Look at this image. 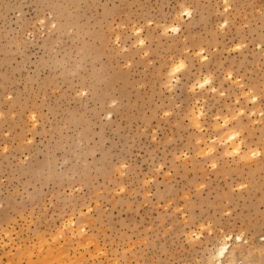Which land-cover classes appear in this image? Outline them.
I'll return each mask as SVG.
<instances>
[{
    "label": "rangeland",
    "instance_id": "1",
    "mask_svg": "<svg viewBox=\"0 0 264 264\" xmlns=\"http://www.w3.org/2000/svg\"><path fill=\"white\" fill-rule=\"evenodd\" d=\"M263 239L264 0H0V264Z\"/></svg>",
    "mask_w": 264,
    "mask_h": 264
},
{
    "label": "bare ground",
    "instance_id": "2",
    "mask_svg": "<svg viewBox=\"0 0 264 264\" xmlns=\"http://www.w3.org/2000/svg\"><path fill=\"white\" fill-rule=\"evenodd\" d=\"M188 14V13H187ZM172 30L173 31H177L178 30V27L177 26H174V27H172ZM174 69H178V66H175V67H172L171 68V71L173 72L174 71ZM201 116V111H198L196 114H194L193 115V121H194V124L195 125H198V123H199V117ZM234 150L236 151V152H239L240 151V147L239 146H234ZM227 237L228 236H226V239H227ZM224 240V242H222V243H220L217 247H216V250H215V255L214 256H216V257H221V256H223V255H225V253H227L228 252V248H227V242L226 241H228V240ZM229 239V238H228ZM236 240H238V241H240L241 240V237H237V239ZM264 240V239H263ZM221 242V241H220ZM214 253V252H213ZM212 254V253H211ZM212 257V256H211ZM213 259V258H212ZM211 259V260H212ZM215 259V258H214ZM217 259V258H216ZM217 261V260H216Z\"/></svg>",
    "mask_w": 264,
    "mask_h": 264
}]
</instances>
